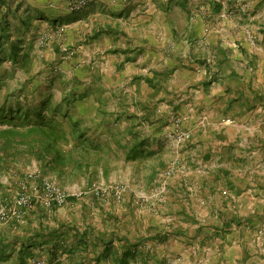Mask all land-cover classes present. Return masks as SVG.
Wrapping results in <instances>:
<instances>
[{"label": "rangeland", "instance_id": "obj_1", "mask_svg": "<svg viewBox=\"0 0 264 264\" xmlns=\"http://www.w3.org/2000/svg\"><path fill=\"white\" fill-rule=\"evenodd\" d=\"M70 1L13 0L11 7L16 18L10 13L12 28L19 26L21 15L30 13L33 18L30 30L14 31V39L18 34L22 37L19 44L23 51L18 61L0 62V105L9 107L18 103L26 110L50 96L51 108L68 111L71 121L78 120L81 127H87L88 136L100 144L104 158L91 153L81 167L72 165L63 172H42L35 157L29 162L21 160L11 164L9 170L0 172V210L17 208L16 200L23 192L24 183L28 191L33 184L29 174L38 171L65 190L72 200L51 211L36 204L18 226L27 228L30 224L32 227L33 221L38 226L43 223L54 228L60 219L72 224L71 228L80 227L82 231L87 225L91 229L87 244L77 246L72 262L60 253L53 264H117L112 257L114 249L109 258L95 260L102 250L97 238H111L113 222L117 226L113 242L119 256L126 251L122 248L125 242L122 237L131 244L133 253L127 256V264H205L208 250L221 248L216 241L239 228L237 224H221L224 222L222 205L231 185L243 186L246 191L254 190L255 185L257 189V184L264 187V139H261L264 136V54L259 53L264 44L253 41L252 52L256 58L252 59L248 50L245 52L238 46L223 45L216 50L195 47L190 56H183L182 62L191 71L183 83L175 87L180 79L170 77L173 71L167 70L155 87H151L138 75L154 74L156 68L149 70V64L137 55L138 60L120 64L115 61V52L106 50L103 44L99 49L98 41L93 38L90 41L83 34L87 20L95 16L101 20L105 16L109 18V6H103L107 1L88 0L87 5L75 12L69 9ZM213 1L224 3L221 18L235 16L246 3ZM19 4L23 5L19 7ZM38 11L48 18H55L50 13L63 17L53 24L46 17L36 18ZM201 12L209 17L208 6ZM214 19L217 18L210 21L215 22ZM61 27L65 31L59 35L57 31ZM206 33H210L208 29ZM161 65L157 68L164 70L167 64ZM245 72L251 76L250 85L246 80L244 84L238 83V77L243 78ZM214 82L220 83L227 99L211 98ZM65 96L72 100L68 107ZM100 103L103 111L98 110L96 114ZM23 122L15 119L0 123V128L11 125L25 128ZM239 124L247 129L240 130ZM228 132L247 138L245 146L239 148L227 143ZM182 133H188L189 137L180 142L178 136ZM147 136L157 141L147 146ZM141 142L149 149L136 147ZM238 150L243 151L240 157H236ZM205 156L208 158L204 159ZM173 162H180L179 169L165 176V170ZM117 185L122 187L120 201L111 191L96 194L97 190H109ZM195 191L209 198L212 204L205 199L198 202L194 196L193 211L197 207L201 213L208 211L213 220H202L194 212V217L189 214L192 209L186 203L192 201ZM13 220L0 222V233H8ZM244 223H240V233L242 229H250ZM72 233H68L67 241L79 242L80 238H73ZM159 233L167 234L164 242L158 241ZM194 251L197 255L192 259H181L185 253ZM33 254L29 264L34 260L50 262L45 246L35 248Z\"/></svg>", "mask_w": 264, "mask_h": 264}, {"label": "crops", "instance_id": "obj_2", "mask_svg": "<svg viewBox=\"0 0 264 264\" xmlns=\"http://www.w3.org/2000/svg\"><path fill=\"white\" fill-rule=\"evenodd\" d=\"M103 1L108 3L103 5L104 2L102 5L104 7L109 6L107 8L110 12L109 18L105 16L101 20L100 17L95 16V18L89 19L90 21L87 20V27L83 34L88 35L90 41L92 40L91 38L95 42L98 41L99 49H101L103 44L106 50L108 48L110 52H115L113 54L116 58L115 61L120 64L126 65L132 59L138 60L141 57L143 63L149 64V70L152 67L156 68L154 74L138 75L143 77V81L147 77L156 78V81L158 79L161 80L163 75L168 72L167 70H172L173 73H171L170 77L180 79L179 83L177 80V84L175 83L174 85L175 87L179 86L191 75V71L182 62L183 56H190L193 48L198 46L208 50L220 49L223 45H227V47L238 46V48L244 49L245 52L248 50L251 54L253 53V55L250 54L252 59L253 57L256 58V55L252 52L255 50V42L253 41L264 44V0H242L246 3L241 5L237 14L231 18L220 17V14L224 11L223 1L222 5L215 3L213 0ZM207 6L210 12L208 14L209 17L204 16L203 12H201L202 8ZM53 17L61 21L63 15L56 14ZM213 18H217L214 19L216 20L215 22L210 21ZM207 29L210 32L208 34L206 33ZM88 32H92V37H90ZM263 49L264 47L262 46V51L259 52L260 55L264 54ZM130 50L133 51L132 54L129 52ZM136 55L139 57L135 58ZM161 64H167L164 70L157 68L162 66ZM167 67L171 69H167ZM246 69L247 67L244 68V70ZM237 80L241 84H244V80H246L250 85L251 76L245 72V76L243 78L239 76ZM218 82L213 83L215 88L212 89L211 98L215 99L224 96L227 99L226 93L221 92L220 83ZM236 97L237 95H234V98ZM238 127L240 130L247 129L244 124H239ZM254 134H257V132ZM225 138L227 143L232 146H239V148L245 146L247 141V138L236 136L230 132L227 133ZM146 139L147 146L157 141L154 140V137L151 138L149 136ZM261 139H264V136ZM138 146L145 145H142L141 142ZM147 146H145V150L149 149ZM242 153V150H238L236 157H240ZM206 157L204 159L208 158ZM255 187L256 185L254 190L249 191H246L245 187L236 184L231 185V188H229V196L222 205L224 222L221 224H237L240 228V223L247 222L250 229H242L243 232L240 233L237 227L235 228L236 232L232 231L225 237L222 236L224 239L216 241L221 248L208 250L207 256H205V258L207 257L205 264H264V187L258 186V184L257 189ZM259 193L263 196H258ZM194 196L198 202L203 199H205L206 203L208 201L209 203L212 202L209 198L206 199L199 195L198 191H195L192 201L190 200L186 203L189 206L188 208L192 209L189 214L193 217L195 214L198 217L201 215L200 218L202 220H213L210 218V212L208 211H202L201 213L199 211L201 208L199 209V207H197L196 212L193 211ZM206 197H208L207 194ZM64 221L58 219L56 226L64 224L71 227L72 224ZM36 227H38V224L36 225L32 221V229ZM86 227L89 226L85 225L83 230ZM77 228L81 229L80 227ZM116 232L117 226L113 222V227L109 234L114 237ZM184 255L181 256V259H192L197 254L194 251ZM196 258L199 259L197 256ZM162 260H164V257H162Z\"/></svg>", "mask_w": 264, "mask_h": 264}, {"label": "trees", "instance_id": "obj_3", "mask_svg": "<svg viewBox=\"0 0 264 264\" xmlns=\"http://www.w3.org/2000/svg\"><path fill=\"white\" fill-rule=\"evenodd\" d=\"M12 2L13 0H0V62L7 59L18 61V57L23 51L19 44L22 37L21 34H18L17 38L14 39V31L19 32L21 29L28 31L32 26L33 15L28 13L26 16L21 15L19 26L12 28L10 13H13L12 16L16 18L11 7ZM22 5L19 4V7ZM49 15L53 17L56 13ZM42 16L49 19L53 24L58 21L57 18H48L44 13L38 11L36 18ZM5 44L8 45V48H4ZM144 80L151 87H155L157 84L156 78L147 77ZM49 98L50 96H47L40 101V104L31 105L26 110L20 107L18 103L15 106L11 104L9 107L4 106V103L0 105V123H11L18 119L24 121L22 125L25 127L19 128L11 125L0 128V172L9 170L11 164L21 160L29 162L31 157H35L40 162L42 172L48 170L63 172L72 165L81 167L83 160L91 153L98 155L99 159L104 158L100 154L102 150L100 144L94 143L93 138L88 136L87 127H81L78 120L71 121L72 117L68 111L63 112L60 107L51 108ZM64 99L67 101L66 106H70L72 100L67 99V96ZM66 109L69 110V108ZM96 109V114L103 111L102 104L100 103ZM131 134L134 135L133 130H131ZM108 145L110 144L108 143ZM142 145L144 144L142 143ZM136 147L140 146L137 145ZM133 148L134 146L129 151ZM1 187L0 182V189ZM69 200H72V197H69ZM9 224L8 233H0V264H29V258L34 255L33 250L44 246L50 256L48 264H53L60 257V253L66 254L67 260L72 262L73 257L77 254V246L86 245L87 236L91 232L89 227L81 231L77 227L71 228L64 224L50 228L42 223L33 229L30 224L27 225V228H21L18 226L20 223L15 220ZM72 231L73 238H80L79 242L74 244H70L71 241L69 243L66 238L68 233ZM157 235L159 242H164L167 239L166 233ZM122 239L125 241L122 248L126 251L119 256L120 254L114 246L113 237L106 240L97 238L102 250L95 256V260L100 262L109 258L112 256V249H114L115 253L112 257L116 263L127 264V256L133 252H131L130 242L127 239Z\"/></svg>", "mask_w": 264, "mask_h": 264}, {"label": "built area", "instance_id": "obj_4", "mask_svg": "<svg viewBox=\"0 0 264 264\" xmlns=\"http://www.w3.org/2000/svg\"><path fill=\"white\" fill-rule=\"evenodd\" d=\"M88 0H72L69 2V9L73 12L80 10L87 5ZM65 31L64 27L59 28L57 34L61 35ZM66 50V48H64ZM189 137L188 133L179 134V141H184ZM180 162H173L172 165L165 170L164 175L168 176L177 169H179ZM29 178L32 179L33 184H30V191L27 189V185L24 183L22 187L23 192L20 193L16 200V209H2L0 210V222L8 221L12 218L19 223H24V216L27 211L32 210L36 204L42 206L47 211H51L55 207L65 205L69 200V194L60 188L56 183L48 178H44L40 175V172L36 171L29 174ZM26 185V186H25ZM111 191L113 196L117 200L122 199V187L117 185L108 189L97 190V195H104L106 192ZM44 264L40 260L33 261V264Z\"/></svg>", "mask_w": 264, "mask_h": 264}]
</instances>
